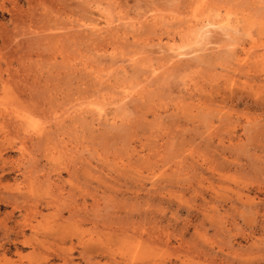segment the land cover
Listing matches in <instances>:
<instances>
[{
  "label": "rangeland",
  "instance_id": "obj_1",
  "mask_svg": "<svg viewBox=\"0 0 264 264\" xmlns=\"http://www.w3.org/2000/svg\"><path fill=\"white\" fill-rule=\"evenodd\" d=\"M0 264H264V0H0Z\"/></svg>",
  "mask_w": 264,
  "mask_h": 264
},
{
  "label": "bare ground",
  "instance_id": "obj_2",
  "mask_svg": "<svg viewBox=\"0 0 264 264\" xmlns=\"http://www.w3.org/2000/svg\"><path fill=\"white\" fill-rule=\"evenodd\" d=\"M44 2V1H43ZM32 9V8H31ZM100 9V8H99ZM28 14V13H27ZM217 15V14H216ZM34 16V15H33ZM110 20V19H109ZM118 20V19H117ZM121 21V20H120ZM193 22H195V23H192L191 25H190V27H194V26H198V25H200L201 23V25L202 26H200V28H198V29H200V36L201 37H209V35H210V33H212L213 32V30H223L224 32H225V30L226 29H228V31H229V29H231V26H232V21H231V19H230V17L229 16H226V17H220L219 19H211V18H207V19H204V20H199L198 18L195 20V21H193ZM109 23H110V21H109ZM105 24V23H104ZM17 26V25H16ZM102 26H104V25H102ZM44 27V26H43ZM197 28H195V29H197ZM121 29V28H120ZM233 29V28H232ZM40 31V30H39ZM222 31V32H223ZM227 31V30H226ZM21 32V31H20ZM198 32V31H197ZM214 32H216V31H214ZM223 32V33H224ZM12 33V32H11ZM10 33V34H11ZM18 33H19V31H18ZM227 35H228V33L227 32H225ZM222 34V33H221ZM225 35V34H224ZM226 36V35H225ZM9 37V36H8ZM213 38V37H212ZM213 39H215V37L213 38ZM206 40V39H205ZM173 41H175V39H173ZM171 42V44L170 45H168V49L166 48V51L167 50H169L170 51V55L171 56H169V57H171V58H179V57H183V56H188V55H191V54H193L194 52H203V51H206V50H209L210 49V51H211V47H209L208 45L209 44H211V43H213L212 41H208V42H204V44L202 45V44H200V45H202V46H195V47H189L190 48V50H186L185 48H187L186 46L184 47L183 45H177V44H175L174 42ZM183 42V41H182ZM190 42V41H189ZM195 44H196V42H195ZM198 44V43H197ZM196 44V45H197ZM215 45V44H214ZM160 47V46H159ZM164 47V46H163ZM162 48V45H161V47L159 48V49H161ZM188 48V49H189ZM213 49V48H212ZM162 50H165V49H163L162 48ZM169 51H167V53H169ZM208 55V54H207ZM135 58V57H134ZM185 58V57H184ZM190 59V58H189ZM172 60V59H171ZM159 68H160V65H159ZM163 68V67H162ZM158 70H155V72H157ZM149 72V71H148ZM124 91V90H123ZM122 92V91H121ZM137 91H135L134 89L132 90V89H127V90H125L124 91V96H125V99H127L126 97H130L131 95H133V94H135ZM122 94V93H121ZM140 98V97H139ZM124 99V100H125ZM116 102V101H115ZM122 102V101H121ZM120 102V103H121ZM93 103V105L94 106H91V108H92V110L95 112V113H97L100 117H105L106 119H109L108 117L110 116V112L111 111H109V113L106 111V108H105V106L104 105H102V104H97V103H95V102H92ZM91 103V104H92ZM108 108H109V106H108ZM110 109H112V108H110ZM114 109V108H113ZM116 110H117V108H116ZM113 111V110H112ZM112 113V112H111ZM114 114V113H113ZM116 116V115H115ZM95 120V119H94ZM114 124V123H113Z\"/></svg>",
  "mask_w": 264,
  "mask_h": 264
}]
</instances>
